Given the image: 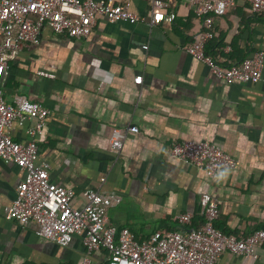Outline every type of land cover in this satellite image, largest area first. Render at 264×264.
<instances>
[{"label": "crops", "instance_id": "1", "mask_svg": "<svg viewBox=\"0 0 264 264\" xmlns=\"http://www.w3.org/2000/svg\"><path fill=\"white\" fill-rule=\"evenodd\" d=\"M129 1L145 21L111 23L100 18L83 39L56 35L49 28L38 43L26 46L9 63L3 78L8 103L26 98L49 110L38 138V162L48 165L50 179L76 192L93 189L116 194L121 202L108 208V223L129 228L139 242L155 233L192 230L204 222L203 196L218 202L216 227L235 238L264 229V71L257 84H226L191 56L186 48L204 30L203 20L187 0H162L174 11L173 23L150 26L153 0ZM206 51L229 65L264 50V13L236 0L224 16L215 17ZM142 77L140 83L136 82ZM129 132L123 147L111 146L115 128ZM12 137L27 142L15 125ZM211 142L237 161L234 170L208 177L173 157L177 142ZM16 164L0 159V264H76L86 255L82 237L67 247L6 218L24 178ZM193 213L189 226L177 216ZM257 258L224 253L218 264H264ZM100 250L91 259L107 263Z\"/></svg>", "mask_w": 264, "mask_h": 264}, {"label": "built area", "instance_id": "2", "mask_svg": "<svg viewBox=\"0 0 264 264\" xmlns=\"http://www.w3.org/2000/svg\"><path fill=\"white\" fill-rule=\"evenodd\" d=\"M254 13H264V0H245ZM236 0H187L197 17L202 18L204 30L197 34L186 51L203 62L213 76L226 84H257L263 78L264 50L241 62L223 64L206 51L212 38L215 17L224 16ZM150 26L173 23L174 11H167L162 0L151 2ZM103 18L111 23L145 21L132 10L129 1L114 0H0V159L16 164L25 173L16 188V198L6 218L27 226H38L37 234L61 247H67L75 236H81L87 252L76 264H100L91 259L93 252L106 250L108 264H218L229 252L245 258H257L256 249L264 246V229L245 238H235L217 229L220 216L218 202L209 194L203 196L204 222L192 230L155 233L139 242L129 228L118 229L108 223V208L121 202L116 194L105 195L89 189L83 193L82 207L74 204L76 192L50 179L48 165L38 162V138L43 134L49 110L41 103L20 98L8 103L3 94V78L9 63L29 44L38 43L44 28L56 35L83 39L91 35L95 23ZM142 77L136 79L140 83ZM15 125L25 129L27 142L12 137ZM129 132L137 128H115L111 146L116 152L123 147ZM173 157L183 160L214 177L221 171L234 170L237 161L219 145L211 142L184 141L173 145ZM193 213L177 216L181 226H189Z\"/></svg>", "mask_w": 264, "mask_h": 264}, {"label": "trees", "instance_id": "3", "mask_svg": "<svg viewBox=\"0 0 264 264\" xmlns=\"http://www.w3.org/2000/svg\"><path fill=\"white\" fill-rule=\"evenodd\" d=\"M218 229V228H217ZM223 233H225V232H223ZM225 234H227V233H225ZM229 235V234H228ZM231 236V235H230Z\"/></svg>", "mask_w": 264, "mask_h": 264}]
</instances>
